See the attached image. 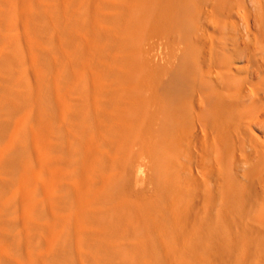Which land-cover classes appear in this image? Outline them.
Returning <instances> with one entry per match:
<instances>
[{"label":"bare ground","instance_id":"1","mask_svg":"<svg viewBox=\"0 0 264 264\" xmlns=\"http://www.w3.org/2000/svg\"><path fill=\"white\" fill-rule=\"evenodd\" d=\"M225 3L0 0V264H264V38Z\"/></svg>","mask_w":264,"mask_h":264},{"label":"rangeland","instance_id":"2","mask_svg":"<svg viewBox=\"0 0 264 264\" xmlns=\"http://www.w3.org/2000/svg\"><path fill=\"white\" fill-rule=\"evenodd\" d=\"M225 4H226V7L228 8L227 12H231V11L237 12L236 14L238 15V18L236 17L237 22L235 24V27L237 29L232 31V33H231V35L234 36L235 39L244 40V41L263 40L264 35L261 32V27H262V20H264V0H252V4L250 3L249 0H226ZM263 27H264V25H263ZM258 28H260V31H258ZM49 34L52 35L51 33H49ZM252 34H255V35H252ZM0 70L2 71V73L4 74L5 77L8 76V74H7V71H9L8 69L0 67ZM3 70H4V72H3ZM9 75L10 76H8V77L11 78L12 75L11 74H9ZM5 77H4V80L8 81L7 79H5ZM8 77H6V78H8ZM4 80H3V82L1 80L2 85H0V89H1V86L6 87V85L8 84V82H7V83H5V86H4L3 85L5 82ZM21 103L24 105L23 102H21ZM22 104H21L22 107L20 108V111L17 110L18 114L13 115V113H15L16 111L13 112V110L10 111L8 108H5V109L1 110L0 118L2 120H4L6 118V120H7L8 118H10L9 116L11 115V112H12V115H11V116H13L12 119L13 118L15 119L20 113L23 112L22 108H25ZM21 109H22V111H21ZM2 113H3V115H2ZM12 119L10 118L9 120L12 121ZM11 121H10V123H11ZM6 128L4 129L5 131L3 130L4 133L0 135V155L2 152L5 151V148L8 144V142L10 141V136L12 135V132H11L12 129L9 127L7 132H6ZM3 135H4V137H2V138L6 141L1 139V136H3ZM12 136H11V138H12ZM1 144H3V145L1 146ZM0 164H1V160H0ZM8 171L9 170H4L2 172V176H0V178L2 179V177H3L5 179H8L9 181L10 180L13 181L16 176L15 175H9V174L7 175ZM15 180L17 181L16 178H15ZM13 191H14V187H12L11 185L6 190L1 191V189H0V199H5V198L10 199L12 197ZM38 197L40 198L39 194H38L37 198ZM40 215L42 216L41 213H40ZM9 216H12V214ZM19 219H21L20 214H19ZM2 228H3V232H0V236H1V239H4V241L7 240L8 236L13 235L17 231V230L8 228V227H2ZM29 234H30L33 242L36 245H42L45 248V246H47L49 244L48 237L47 236L42 237L41 234H39V232H37L35 229H31L29 231ZM20 255L25 259L24 253H22ZM64 260H66L67 264L68 263L74 264V260H75L74 259V251L71 250V251L67 252L64 256ZM40 264H42V263H40Z\"/></svg>","mask_w":264,"mask_h":264}]
</instances>
